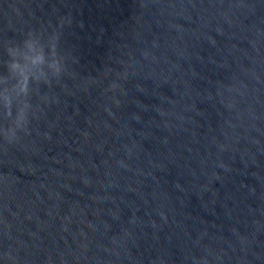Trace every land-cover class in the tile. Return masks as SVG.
Segmentation results:
<instances>
[{"label": "water", "instance_id": "water-1", "mask_svg": "<svg viewBox=\"0 0 264 264\" xmlns=\"http://www.w3.org/2000/svg\"><path fill=\"white\" fill-rule=\"evenodd\" d=\"M0 264H264V0H0Z\"/></svg>", "mask_w": 264, "mask_h": 264}, {"label": "clouds", "instance_id": "clouds-1", "mask_svg": "<svg viewBox=\"0 0 264 264\" xmlns=\"http://www.w3.org/2000/svg\"><path fill=\"white\" fill-rule=\"evenodd\" d=\"M73 23L71 15L67 18H61L60 28L65 25L70 27ZM62 31L53 30L50 33L45 31L30 29L25 34L20 44L26 49L23 52L13 54V48L19 46L13 45L7 49L9 62L4 65L6 81L8 76L13 77V83L16 84L20 91L28 94L30 87L35 83H41L44 86H51L52 81L61 80L68 72L66 61L71 57L73 63H78V58L70 53L61 52ZM51 37V46H46L45 41ZM48 70L52 75L48 76ZM7 101V97H5ZM47 99V98H46ZM34 118L29 117L25 127L22 130L24 135L29 134L30 125ZM21 134H18L14 140H3L7 145L19 143Z\"/></svg>", "mask_w": 264, "mask_h": 264}]
</instances>
